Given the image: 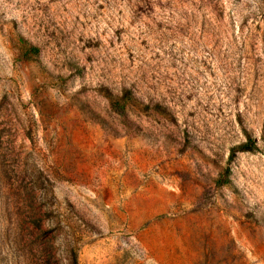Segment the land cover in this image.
<instances>
[{
    "label": "rangeland",
    "instance_id": "374dc122",
    "mask_svg": "<svg viewBox=\"0 0 264 264\" xmlns=\"http://www.w3.org/2000/svg\"><path fill=\"white\" fill-rule=\"evenodd\" d=\"M0 264H264V0H0Z\"/></svg>",
    "mask_w": 264,
    "mask_h": 264
}]
</instances>
